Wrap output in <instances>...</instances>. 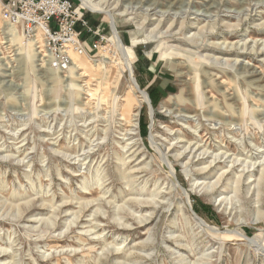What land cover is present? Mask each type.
Returning a JSON list of instances; mask_svg holds the SVG:
<instances>
[{
    "label": "rangeland",
    "instance_id": "1",
    "mask_svg": "<svg viewBox=\"0 0 264 264\" xmlns=\"http://www.w3.org/2000/svg\"><path fill=\"white\" fill-rule=\"evenodd\" d=\"M74 2L106 38L82 70L0 19L1 261L264 264V0Z\"/></svg>",
    "mask_w": 264,
    "mask_h": 264
},
{
    "label": "built area",
    "instance_id": "2",
    "mask_svg": "<svg viewBox=\"0 0 264 264\" xmlns=\"http://www.w3.org/2000/svg\"><path fill=\"white\" fill-rule=\"evenodd\" d=\"M85 12L74 0H0L4 26L19 28L26 42L34 43L46 65L58 71L69 69L71 53L89 57L98 51V42L106 40L101 29L89 25ZM81 28L90 40L82 38Z\"/></svg>",
    "mask_w": 264,
    "mask_h": 264
},
{
    "label": "bare ground",
    "instance_id": "3",
    "mask_svg": "<svg viewBox=\"0 0 264 264\" xmlns=\"http://www.w3.org/2000/svg\"><path fill=\"white\" fill-rule=\"evenodd\" d=\"M79 2H80V4L81 5H83L84 7H86L88 10H90L91 12H98V13H103V14H109V12H111L110 10H108V3L106 4V0H79ZM110 15V14H109ZM112 15V14H111ZM264 25V24H263ZM111 34H112V37H113V43H114V45H115V48L117 49V51L119 52V55H120V61L125 65V67L127 68V70H128V78L130 79V82H131V85H132V87L131 88H133V89H136V90H138L137 92H139L140 94V96H141V99L143 100V101H145V102H148V97H147V94H146V92H144V91H142V90H140L139 88H138V85H137V83L135 82V79L133 78V76H132V71H131V67H130V60H129V54H128V52H127V50H126V47H125V45L121 42V40H120V38H119V36H118V34H117V32H116V29H115V24H114V18H113V20L111 21ZM4 29H6L7 30V27H5ZM9 29V28H8ZM6 43V42H5ZM136 42H133L132 43V45H134ZM32 44H34V43H32ZM255 44H257V42H255ZM258 46H261L260 44L259 45H257L256 46V49H254V50H256V52L257 53H260V54H263L264 55V43L262 44V47L260 48V47H258ZM39 52V51H38ZM40 53V52H39ZM77 55H75V54H70V57H71V62H70V64H69V69L68 70H70L71 68H75V69H78V70H82V69H84V64L82 63V62H77L76 61V57ZM67 70V71H68ZM80 72V71H79ZM84 73H86L85 71L84 72H82L81 74H84ZM142 102V101H141ZM139 107V106H138ZM129 108H130V103L129 102H127L126 103V105H125V109H124V115H127V113H128V111H129ZM122 114V115H123ZM133 114V113H132ZM131 114V116H133L134 118L132 119V120H130L131 121V128L130 129H128V131H127V135H129V138H127L128 140H129V143L128 144H136V140L134 139V136L136 135V128H137V119L135 118L136 116H137V113H134L133 115ZM126 143V142H125ZM242 145V144H241ZM16 149V148H15ZM200 151V150H199ZM206 152V151H205ZM218 155V154H217ZM197 158V157H196ZM213 162V161H212ZM255 163L256 162H254L253 163V165H255ZM210 164H211V162L208 164V165H204V166H201L200 168H199V171L200 172H204V173H206V174H209L210 176L213 174L212 172V168H211V166H210ZM260 166H262V168L260 169V174H259V176H258V178H257V180L258 181H260V179H263L264 178V162L263 163H261V164H259ZM258 165V166H259ZM230 167V166H229ZM248 167H250V166H248ZM220 169H222V168H220ZM242 172L244 171L243 169L241 170ZM126 172V171H125ZM225 171H223L222 172V174L224 173ZM222 174L220 175V176H216V180H214L213 181V183H215V184H218V183H220L221 182V177H223L222 176ZM240 176H241V174L238 176V178L234 181L235 183H238L239 182V178H240ZM251 176V175H250ZM134 177V176H133ZM207 177H209V176H206V179H207ZM212 177H215V174L214 175H212ZM256 179H254L253 181H255ZM233 181H231L230 179H229V177H224V179H223V182H222V184H224V185H226V186H229V185H231V183H232ZM201 183H204V182H201ZM206 184H208V182L206 183ZM225 193V192H224ZM223 194V193H222ZM257 196V195H256ZM222 198H224V197H222ZM225 199V198H224ZM224 201V200H223ZM25 202H27V201H25ZM261 213V212H260ZM150 215V214H149ZM35 218V217H34ZM149 219H150V217H149ZM34 220H39V218L37 219H34ZM200 221L203 223V224H205V222L202 220V219H200ZM35 222V221H34ZM206 225V224H205ZM95 226V225H94ZM0 248H2V247H0ZM132 250V249H131ZM2 252L3 251H0V254H2ZM5 252V251H4ZM4 255L5 254H2L1 256H0V262H3L2 264H6L5 263V261H1V259L4 257ZM8 264V263H7Z\"/></svg>",
    "mask_w": 264,
    "mask_h": 264
}]
</instances>
